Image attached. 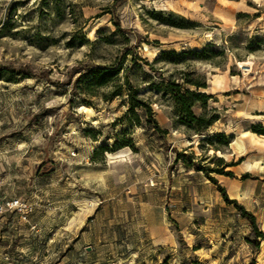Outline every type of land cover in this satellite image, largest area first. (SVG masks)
Returning <instances> with one entry per match:
<instances>
[{
  "label": "rangeland",
  "instance_id": "obj_1",
  "mask_svg": "<svg viewBox=\"0 0 264 264\" xmlns=\"http://www.w3.org/2000/svg\"><path fill=\"white\" fill-rule=\"evenodd\" d=\"M115 1L0 0V65L34 75H0V199L31 209L0 216V258L264 264V240L254 254L243 240L249 221L205 173L173 162L174 150L209 169L242 159L225 169L232 178L210 176L264 235V136L253 132L264 131V0ZM205 49L208 61L195 55ZM92 66L121 71L69 109L71 83ZM125 75L164 138L141 110L137 119L128 111ZM183 79L210 96L194 113L218 117L199 133L167 92Z\"/></svg>",
  "mask_w": 264,
  "mask_h": 264
},
{
  "label": "trees",
  "instance_id": "obj_2",
  "mask_svg": "<svg viewBox=\"0 0 264 264\" xmlns=\"http://www.w3.org/2000/svg\"><path fill=\"white\" fill-rule=\"evenodd\" d=\"M124 0H117L115 1V5L123 2ZM118 27V24L115 23ZM208 51L205 49L202 52H195V55L201 58L204 61L210 60L207 57ZM85 71L80 73L74 81L71 83L72 87L69 93V97L67 99L68 108H72L75 102V96H95L96 90L107 87L112 81L118 78L121 69L114 66H92L89 68L84 69ZM4 74L7 76L10 75H18L22 78H29L34 76L32 71L28 67H21V68H14L12 66H2L0 65V75ZM70 75L68 76V82H70ZM7 82H11V79H7ZM184 84H187L191 87H186ZM124 85L127 88L128 92V111L133 114V116L137 119V115L135 113L136 110H141L145 118L148 120L149 123L154 124V128L158 134H161L162 138L165 131L160 129L157 122L153 119L152 110L148 103L137 99L136 90L132 87L127 76L124 77ZM193 86V87H192ZM190 88H194L191 90ZM200 88H205V86H199L196 83H192L190 81H184L181 84H169L167 85V92L171 95L172 101L176 108L177 115L179 116L181 122L189 128L194 129L195 132H201V129L205 130L210 125H212L218 117L216 115L208 117L207 115L201 116L196 115L193 111V106L196 103H200L205 105L207 100L210 98L209 95L206 93L200 92ZM122 92V87L116 85L111 96H119ZM85 105H89L90 103L87 101H82ZM258 135L264 136V131H253ZM218 138L223 139L224 141L228 142V138L225 134L221 133L217 135ZM212 146V145H211ZM214 151H219L217 147H212ZM107 150L101 149L100 151ZM175 154L174 163L181 161L183 162L184 168L194 167L195 171H201L205 173L207 179L215 185L217 191L221 194V198L226 204L233 205L234 208L239 212V214L245 218L250 223V231L246 233L243 237L244 242L252 248V253H256L259 250L261 241L264 240V235L262 231L258 228L256 224V219L252 213L245 210L244 207L237 203L234 199H229L225 189L218 184L217 180L210 176V173H215L216 175H222L226 177H233V173L231 171H225L226 168H231L237 164H239L242 159H239L236 164H228L223 161L222 158L217 159V167L215 169H209L208 167H200L198 163L192 162L190 160L193 159L192 156L186 157V160H181L182 153L178 152L177 150L173 151ZM174 223V221H172ZM176 226V223H174ZM177 239L181 243L182 236L180 232L177 230ZM249 264H255L253 259L250 260Z\"/></svg>",
  "mask_w": 264,
  "mask_h": 264
},
{
  "label": "built area",
  "instance_id": "obj_3",
  "mask_svg": "<svg viewBox=\"0 0 264 264\" xmlns=\"http://www.w3.org/2000/svg\"><path fill=\"white\" fill-rule=\"evenodd\" d=\"M30 210L29 205L20 198L0 199V216L8 213L25 218ZM0 264L12 263L10 262V258L8 256L2 255L0 258Z\"/></svg>",
  "mask_w": 264,
  "mask_h": 264
},
{
  "label": "water",
  "instance_id": "obj_4",
  "mask_svg": "<svg viewBox=\"0 0 264 264\" xmlns=\"http://www.w3.org/2000/svg\"><path fill=\"white\" fill-rule=\"evenodd\" d=\"M90 250V248H86V251H89Z\"/></svg>",
  "mask_w": 264,
  "mask_h": 264
},
{
  "label": "bare ground",
  "instance_id": "obj_5",
  "mask_svg": "<svg viewBox=\"0 0 264 264\" xmlns=\"http://www.w3.org/2000/svg\"><path fill=\"white\" fill-rule=\"evenodd\" d=\"M238 142V141H237ZM239 147V146H238Z\"/></svg>",
  "mask_w": 264,
  "mask_h": 264
}]
</instances>
